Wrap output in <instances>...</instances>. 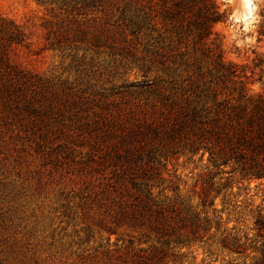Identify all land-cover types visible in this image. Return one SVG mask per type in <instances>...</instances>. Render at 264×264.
<instances>
[{
    "label": "rangeland",
    "instance_id": "374dc122",
    "mask_svg": "<svg viewBox=\"0 0 264 264\" xmlns=\"http://www.w3.org/2000/svg\"><path fill=\"white\" fill-rule=\"evenodd\" d=\"M68 1L0 0L5 24L24 33L9 50L15 76L25 77L16 87L20 101L0 93V264H254L260 250L233 252L222 236L253 235L264 184L235 178L203 203L208 153L201 160L140 133L147 119H161L164 104L147 82L171 80L183 61L206 59L200 44L192 36L171 43L150 29L136 36L121 9ZM218 1L225 18L209 45L238 66L250 94L262 93L264 0H252V12L246 0ZM7 39L0 30V44ZM8 77L0 70V83ZM135 164L158 168L159 176L146 168L154 195L208 215L212 229L166 242L147 225L119 221L131 199L123 188L138 192L130 181L122 185Z\"/></svg>",
    "mask_w": 264,
    "mask_h": 264
},
{
    "label": "trees",
    "instance_id": "16d2710c",
    "mask_svg": "<svg viewBox=\"0 0 264 264\" xmlns=\"http://www.w3.org/2000/svg\"><path fill=\"white\" fill-rule=\"evenodd\" d=\"M68 4L71 8H119L120 19L136 36L146 29L171 43L192 36L207 58L198 64L183 61L185 67L171 80L158 77L147 82L149 87L155 85L164 104L161 119H147V130L140 133L148 139L151 132L169 147L200 154L201 160L208 153L207 170L201 175L203 203L213 192L218 196L223 187L231 186L230 180L235 178L249 185L253 181L264 184V91L250 94L238 66L226 62L218 46L209 45L214 24L225 18L218 0H69ZM186 19L188 25L184 24ZM0 21V30L8 32L7 44H0V70L11 76L0 83V93L6 101L17 102L22 98L16 96V87L25 77L15 76L17 67L11 61L9 46L22 43L24 33L17 24L7 26L1 16ZM142 69L149 72L148 67ZM146 168L153 169L155 176L161 175L151 164H135L124 170L122 185L130 181L138 192H131L127 184L123 188L131 199L121 205L119 221L147 225L166 242L173 235L179 243L190 233L204 237L213 227L208 215L202 217L201 212L182 207V202L159 199L149 184L152 176ZM224 173L229 176L224 178ZM219 227L216 224V229ZM251 231L252 236L250 232H225L223 245L238 253L260 250L254 264H264V213L260 210Z\"/></svg>",
    "mask_w": 264,
    "mask_h": 264
},
{
    "label": "bare ground",
    "instance_id": "6f19581e",
    "mask_svg": "<svg viewBox=\"0 0 264 264\" xmlns=\"http://www.w3.org/2000/svg\"><path fill=\"white\" fill-rule=\"evenodd\" d=\"M251 3H252V0H246V4L249 7L250 12H252ZM250 16H252V15H250Z\"/></svg>",
    "mask_w": 264,
    "mask_h": 264
}]
</instances>
